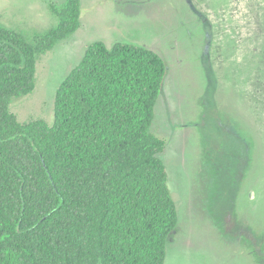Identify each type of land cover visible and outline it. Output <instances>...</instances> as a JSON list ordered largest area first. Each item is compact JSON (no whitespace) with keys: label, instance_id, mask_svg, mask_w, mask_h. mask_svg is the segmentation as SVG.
<instances>
[{"label":"trees","instance_id":"16d2710c","mask_svg":"<svg viewBox=\"0 0 264 264\" xmlns=\"http://www.w3.org/2000/svg\"><path fill=\"white\" fill-rule=\"evenodd\" d=\"M29 38L0 23V264H165L179 222L151 131L167 74L153 49L91 43L60 84L54 121L21 123L37 61L81 25V0Z\"/></svg>","mask_w":264,"mask_h":264},{"label":"rangeland","instance_id":"374dc122","mask_svg":"<svg viewBox=\"0 0 264 264\" xmlns=\"http://www.w3.org/2000/svg\"><path fill=\"white\" fill-rule=\"evenodd\" d=\"M66 0H0L29 38ZM149 47L167 65L151 125L179 222L165 264H264V0H81V25L37 61L21 123L54 121L56 92L95 41Z\"/></svg>","mask_w":264,"mask_h":264}]
</instances>
